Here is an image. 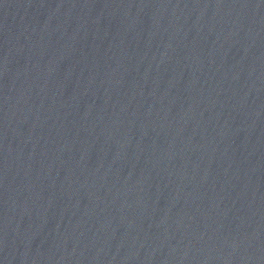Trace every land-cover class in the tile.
<instances>
[{
  "label": "water",
  "instance_id": "water-1",
  "mask_svg": "<svg viewBox=\"0 0 264 264\" xmlns=\"http://www.w3.org/2000/svg\"><path fill=\"white\" fill-rule=\"evenodd\" d=\"M0 264H264V0H0Z\"/></svg>",
  "mask_w": 264,
  "mask_h": 264
}]
</instances>
